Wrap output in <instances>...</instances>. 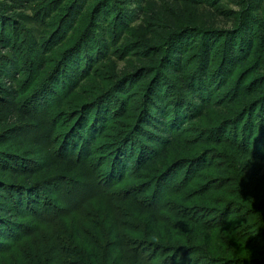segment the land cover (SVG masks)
<instances>
[{
	"label": "rangeland",
	"instance_id": "1",
	"mask_svg": "<svg viewBox=\"0 0 264 264\" xmlns=\"http://www.w3.org/2000/svg\"><path fill=\"white\" fill-rule=\"evenodd\" d=\"M157 1L0 0V19L7 25L4 39L0 37V54L17 57L24 73H19L17 81L7 86L18 88L26 83L34 87L22 96V100L31 101L38 91L47 100H43L40 110H33L26 103L24 111L20 110L18 115L13 112L11 117L8 114L11 111H1L6 118L0 115V168L7 163L10 167L7 173L0 170V180L20 175L13 171L16 165L11 162L12 158L25 162L21 164L25 168H16H20L17 173H23L24 169L35 173L42 168L41 164L44 169L40 176L36 174L41 181L57 173L52 170L53 158L44 157V144L39 142L44 130L40 120L31 118L33 112H48L52 137L60 141L71 132L77 115L97 102L109 113L106 125L95 138L98 145L95 158L106 165L108 145L117 147L135 130V134H139L138 129L147 120L145 117L149 118L146 109L150 97L162 86L165 73L169 80L172 78L179 85V91L170 96L171 106L176 97L182 96V107H186L188 116L187 121L177 120L176 132L171 130L170 137L159 133L165 136L158 144L165 147V153H159L157 158L145 161L126 174L116 190L117 198L130 189H142L149 194L164 181L162 197H150L147 206L154 208L159 204L161 208L157 210L161 211L153 216L144 212L147 217L140 214L137 208L143 211L145 199L139 194L134 206L130 207L135 218L125 222L133 229L139 228L133 238L145 245V249L175 250L174 264H264V121L256 120V116L246 117L251 110L254 115L264 116V0L168 1L170 8H175V24L190 29L179 39L191 38L194 43L190 46L191 52L198 51L202 27L210 26L213 21L217 23L211 25L213 60L208 58L204 65L213 68L215 73L219 71L217 75L220 76L212 84H217L215 87L205 83L214 88L208 92L203 102L205 106L199 103L197 107L196 99L181 91L182 82L187 79L185 69L189 65V54L182 60L183 71H162L160 66L157 71L137 70L161 53L158 43L164 38L154 24L162 22L151 11ZM117 19L124 25L120 31L116 28ZM11 25L16 32L9 30ZM144 29L152 33L154 41L140 37ZM236 32L241 35L249 32L252 44H249L250 49L242 44L240 58L230 61L224 46L228 36ZM10 33L14 36H9ZM41 58H44L42 70L37 64ZM67 62L78 67V79L72 90L57 89L52 80ZM201 62L195 59L192 68ZM7 105L0 103V109ZM101 122L102 118L96 123ZM142 142L148 144L149 149L155 148L154 143L145 138ZM145 152L150 153V150L145 148ZM29 159H37V165L29 166L26 163ZM196 162L200 163L198 167ZM29 181L31 178L25 177V182ZM58 182L55 180L56 184ZM61 188L62 195L66 194L67 188ZM112 203L118 207L124 205L119 201ZM108 210L114 212L109 206ZM95 217L111 222L105 212H98ZM12 219L31 223L30 218ZM220 224L228 227L232 235ZM158 235L159 240L154 238Z\"/></svg>",
	"mask_w": 264,
	"mask_h": 264
},
{
	"label": "trees",
	"instance_id": "2",
	"mask_svg": "<svg viewBox=\"0 0 264 264\" xmlns=\"http://www.w3.org/2000/svg\"><path fill=\"white\" fill-rule=\"evenodd\" d=\"M168 1L159 0L158 3H154L153 10L151 9L152 12H155L156 18L162 22L161 24L158 22L154 24L155 27L160 29L158 34L161 35L162 33L164 38L158 43V47H162L160 49L161 53L157 56L158 58L147 62L148 65H142L137 70L155 69L157 71L160 66L162 71H180L182 70V60L189 54L187 57L189 65L185 69L187 79L186 82L184 81L185 83L182 82L181 91L193 96L196 99L197 107L200 105L199 103L205 102L208 92L212 91L217 85H212L215 83L214 80L220 76L217 75L220 73L219 71L215 73L213 68L204 65V61L208 58L213 60L211 56H213L215 48L214 44L211 45V38L214 37L211 34L213 31L211 28L217 23L213 21L211 22L212 26L205 25L202 27V31H200L202 34L201 39L197 41L198 51L191 52L190 46L194 44L191 43V38L186 36L187 38L182 37L181 40L179 39L181 35H184V31L190 29H188V26L181 27L175 24L173 13L175 8L171 9ZM182 2L188 3L186 1ZM11 26L9 30L12 32L14 31V25ZM116 26L119 31L124 29L121 19H117ZM0 29L2 30L0 31V37L4 39L7 25H5L3 19H0ZM12 33L9 36H14ZM142 33L144 34L140 37H146L150 42L154 41L152 33H146V29ZM248 34L249 32L244 35L236 32L233 36H228L224 46L228 60L236 61L240 58L242 44H247L249 48L252 39H249ZM117 38L120 39L121 35L118 34ZM179 41H182L183 45H180ZM12 42L13 39L8 44ZM9 52L14 54L12 51ZM195 59H200L202 62L193 69ZM40 60L37 64L40 65L39 67L42 70L44 68V58ZM86 65H88V58ZM76 68L78 67L72 63L63 64L56 71L52 80L55 88L64 89L67 87L72 90V85L78 79L77 73L79 71H76ZM31 72L33 73V71ZM19 73L24 74L22 69L19 68V59L14 55L9 57L0 54V80L3 79L0 81V94L4 96H0V103L3 105L9 103L11 106L7 105V107H2V110L0 109V115L4 120L6 117L1 111H11L8 112L11 117L13 112L17 115L20 114V110H23L22 108L26 106V103L33 110L38 108L40 110V106L44 101H47L44 100L45 97H42L43 94L40 91L30 99L32 101L35 98L32 104L29 103L31 101L27 98L22 100V96H26L28 90L34 87L27 86L26 83L21 84L18 88L12 87L9 89L7 84L12 85L16 82ZM195 77H198L199 80L196 81ZM168 78L164 73L162 86L157 87L151 97L148 96L151 100L148 110L146 109L149 118L145 117L147 120L142 124L143 127L138 129L139 134L136 135L135 131L137 132V130H135L117 147L110 148V145L107 146L109 151L106 165L105 163L101 165L100 158L98 160L95 158V151L98 149V145L95 144L96 133L106 125L105 119L109 115L103 104L97 102L85 112H80L74 119L75 123L72 124L71 132L62 137L60 141L56 139L57 137H52L53 128L48 127L51 116L47 114V111L42 114L33 112L30 115L33 120H40L39 123L41 129L44 130V137L39 142L44 144V157L53 158L52 162H55V165L52 166V170L57 171V173L53 177L44 178L41 181L42 178L36 177V174L41 175V170L44 169L43 164H41L42 168L35 173L30 169H24L23 173H17L16 171H19L20 168H16L19 166L25 168L21 165L22 163L25 165V162L22 159L12 158L11 162L16 165L13 171L16 175H20L18 178L14 176V179L6 178L5 180L3 178L0 180V264L175 263L174 258H172L175 250L166 249L165 247H155L153 250L145 249V245L137 243L133 238L134 235H137L139 228L133 229L128 222H125L128 218H135L130 207L134 206L132 204L137 200L136 196L138 194L142 196L143 200L145 199V206L142 205L141 207L143 211L139 207L137 208L140 214L147 217V214L153 216L157 211H161V209L157 210L161 208L159 204L154 208L147 206L150 197H162L161 184L164 181L159 182L149 194L143 193L142 189H130L126 191L123 197L118 198L116 194L121 179L126 174L133 172L145 161L157 158L159 153H165V147L163 145L158 146L160 141L165 140V136L159 133L167 134L166 136L170 137V131L174 130L177 120L187 119L186 107H182V96L176 97L171 106L170 96L172 93L179 91V85L172 78L170 80ZM220 79L222 78L220 77ZM205 83L214 87L206 86ZM200 106L205 105L203 103ZM260 108H262V105H260ZM254 116H256V120L261 119V122L264 121V116L254 115L252 110L248 112V115L246 114V117L250 119ZM101 118L102 122L96 123L99 120L101 121ZM255 131L257 132V129ZM174 132L176 131L174 130ZM143 138L154 143L153 147L155 148L149 149L148 144L142 142ZM145 148L150 150V153H146ZM51 153H53V156L50 155ZM9 155L13 156L12 154ZM35 160L37 159H29L26 160V163L29 166L37 165ZM199 164V162H196L197 167ZM9 167V163H7L0 170L5 173ZM25 177L27 179L31 178V181L25 182ZM55 180L59 182L56 184ZM61 187L67 188L66 194L62 195ZM157 187L159 188L157 189ZM113 201L123 202L124 205L118 207L112 203ZM108 206L114 212H110ZM132 209L137 210L136 207H132ZM98 212L108 213L111 222L107 220L100 221L98 217H95ZM230 213L231 211H229ZM18 217L30 218L31 223L27 224L12 219ZM221 225H223L225 232L227 231L229 235H232L228 227H225L224 224ZM158 237L159 235L154 238L159 240ZM14 250L15 253L11 254ZM171 251L172 254H170ZM230 253L232 254V251ZM161 256L163 257L161 258Z\"/></svg>",
	"mask_w": 264,
	"mask_h": 264
}]
</instances>
